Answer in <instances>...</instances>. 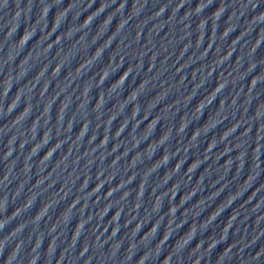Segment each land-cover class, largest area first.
I'll list each match as a JSON object with an SVG mask.
<instances>
[{
	"label": "water",
	"instance_id": "95a60500",
	"mask_svg": "<svg viewBox=\"0 0 264 264\" xmlns=\"http://www.w3.org/2000/svg\"><path fill=\"white\" fill-rule=\"evenodd\" d=\"M0 264H264V0H0Z\"/></svg>",
	"mask_w": 264,
	"mask_h": 264
}]
</instances>
